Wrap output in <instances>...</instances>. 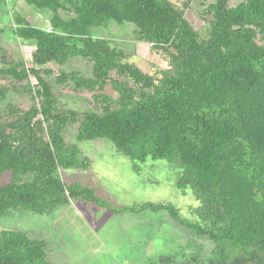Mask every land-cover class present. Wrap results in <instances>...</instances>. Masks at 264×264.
<instances>
[{
    "label": "trees",
    "instance_id": "16d2710c",
    "mask_svg": "<svg viewBox=\"0 0 264 264\" xmlns=\"http://www.w3.org/2000/svg\"><path fill=\"white\" fill-rule=\"evenodd\" d=\"M231 1L213 0L201 33L171 0H25L53 16L42 29L15 14L16 37L34 42L31 62H11L0 49V103L12 90L31 101L27 109L7 102L0 112V218L51 214L71 201L113 214L166 212L192 234L191 251L150 264H264V0ZM110 22L135 25L138 41L168 67L146 73L124 49L91 34ZM79 57L91 64L90 77L63 70ZM49 64L59 66L58 86L88 92L100 110L64 107L45 78ZM70 124L79 143L111 142L135 172L149 159L178 164L176 189L199 202L191 218L170 202L116 207L66 181L63 171L91 165L66 142ZM198 241L214 247L206 255ZM47 250L25 232L0 231V264H54Z\"/></svg>",
    "mask_w": 264,
    "mask_h": 264
},
{
    "label": "rangeland",
    "instance_id": "374dc122",
    "mask_svg": "<svg viewBox=\"0 0 264 264\" xmlns=\"http://www.w3.org/2000/svg\"><path fill=\"white\" fill-rule=\"evenodd\" d=\"M178 8L185 10V16L199 32H204L205 11L213 0H171ZM237 0L230 5L236 6ZM188 4V7H185ZM15 14L31 20L35 27L48 29L53 14L48 9L41 12L25 0H0V49L9 61L31 62L34 42L19 39L14 34ZM65 15V13H61ZM94 37L106 38L113 45L124 49L130 61L144 72L154 75L159 69L168 67L165 57L154 53L150 45L138 41L137 28L133 24L118 25L110 22L107 28L96 27L91 30ZM53 71L45 76L54 87V92L64 107L83 112L99 111L92 103L88 92H75L69 85L58 86L55 78L59 66H45ZM65 71H79L90 77L92 66L83 58L72 59ZM33 84L36 81L33 79ZM11 84L10 81H5ZM110 94L115 95L111 91ZM7 102L27 109L30 97L19 91H10L7 99L0 103V112ZM78 125L70 124L64 132L69 145H77L81 158H89L91 165L87 170L70 169L61 174L66 181L78 182L95 190L98 197L116 207L131 206L135 203L170 202L176 205L183 217H190L189 207H197L190 190L181 194L175 187L180 174L176 163L147 160L140 172H135L133 163L116 151L111 142L97 140L79 143ZM9 182L6 174L2 184ZM25 232L31 238L47 242L48 260L54 264H150L151 261L176 253H190L192 234L175 224L166 212L146 211L140 215L113 214L98 208L92 203L71 201L51 214L40 215L30 211H14L0 218V231ZM205 247L207 255L214 244L198 241Z\"/></svg>",
    "mask_w": 264,
    "mask_h": 264
},
{
    "label": "clouds",
    "instance_id": "9594fccd",
    "mask_svg": "<svg viewBox=\"0 0 264 264\" xmlns=\"http://www.w3.org/2000/svg\"><path fill=\"white\" fill-rule=\"evenodd\" d=\"M199 202L198 201H195L194 204H198Z\"/></svg>",
    "mask_w": 264,
    "mask_h": 264
}]
</instances>
